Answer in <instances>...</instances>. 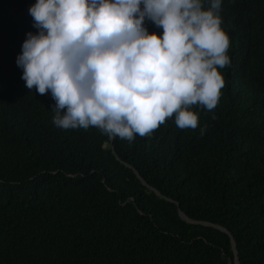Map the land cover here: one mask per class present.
<instances>
[{
  "label": "trees",
  "instance_id": "1",
  "mask_svg": "<svg viewBox=\"0 0 264 264\" xmlns=\"http://www.w3.org/2000/svg\"><path fill=\"white\" fill-rule=\"evenodd\" d=\"M35 3L0 0V264H233L231 237L240 264H264V0H221L217 106L132 142L58 128L50 92L25 87Z\"/></svg>",
  "mask_w": 264,
  "mask_h": 264
},
{
  "label": "clouds",
  "instance_id": "2",
  "mask_svg": "<svg viewBox=\"0 0 264 264\" xmlns=\"http://www.w3.org/2000/svg\"><path fill=\"white\" fill-rule=\"evenodd\" d=\"M220 9L221 0L207 9L202 0H36L28 12L38 32L26 33L16 63L27 89L50 92L58 128L91 126L129 142L173 116L195 129L189 109L217 106L218 68L231 63Z\"/></svg>",
  "mask_w": 264,
  "mask_h": 264
},
{
  "label": "water",
  "instance_id": "3",
  "mask_svg": "<svg viewBox=\"0 0 264 264\" xmlns=\"http://www.w3.org/2000/svg\"><path fill=\"white\" fill-rule=\"evenodd\" d=\"M136 174H137V176L138 177H140V175H139V173L136 171ZM140 179H142L141 177H140ZM180 214H181V216L183 217V218H185L187 221H189V222H193V220H190V219H188L184 214H183V212H180ZM223 230H224V228H222ZM231 240H232V247H233V250H234V261L232 262L233 264H240V261H239V258H238V251L236 250V248H235V246H236V243H235V241H234V239L231 237ZM230 263H231V260H230Z\"/></svg>",
  "mask_w": 264,
  "mask_h": 264
}]
</instances>
